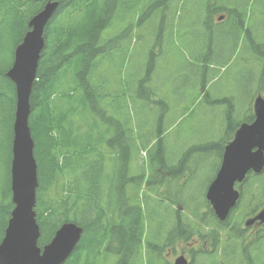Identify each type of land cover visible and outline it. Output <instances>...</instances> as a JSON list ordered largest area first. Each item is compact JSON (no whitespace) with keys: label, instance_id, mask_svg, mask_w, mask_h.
<instances>
[{"label":"trees","instance_id":"trees-1","mask_svg":"<svg viewBox=\"0 0 264 264\" xmlns=\"http://www.w3.org/2000/svg\"><path fill=\"white\" fill-rule=\"evenodd\" d=\"M57 1L59 7L46 27L45 48L30 99V128L39 179L35 208L41 230L39 245L43 248L64 223L74 222L83 227L84 235L65 264H98L101 256L106 263L108 255L117 257L115 264H137L144 244L150 258L151 237L146 236V228L152 222L154 225L156 216L160 217L157 210L181 206L197 219L200 210L190 208L210 204L205 196L203 200L190 199L182 192L195 173L187 167L185 157L171 164L160 127L156 135H143L136 141L121 105L126 93L109 91L107 76L99 73L107 62H114L112 50L117 42L124 38L133 42L135 30L146 17L162 15V37L167 30L173 48L176 39L189 44L186 46L191 57L203 72V85L216 70L213 64H223L230 58L219 60L218 50L230 48L235 52L243 45L250 53L246 61L253 63L251 84H257L260 91L264 82V31L262 35L254 34L249 20L254 17L250 5L257 2L264 6V0ZM46 2L0 0V243L14 209L11 162L17 97L7 72L16 48L30 30V20ZM168 9L174 22L165 29ZM221 12H226L228 19L219 22L216 17ZM255 15L264 17V9ZM182 16H187L189 22L185 35L177 33L180 28L175 22ZM122 23L125 25L121 27ZM117 25L121 27L118 35L106 38L105 33ZM156 41L162 47L157 33ZM156 50L153 47L148 54L147 75L143 73L137 80L138 96L146 91L157 57L165 59L166 54L159 56ZM130 52L126 49L125 59ZM253 119L251 116L246 121ZM232 122L230 116L223 143L231 141L239 128L238 122ZM141 150L148 153L147 165L134 173L133 159ZM188 170L191 174L185 179L183 174ZM157 185L166 187V192L154 196ZM165 213L170 220L175 218L169 209ZM213 222L218 225L217 219ZM253 249L258 258L249 259L250 264H264L263 245L254 244ZM232 256L224 252L223 262L236 264ZM147 262L150 264V259Z\"/></svg>","mask_w":264,"mask_h":264},{"label":"rangeland","instance_id":"rangeland-1","mask_svg":"<svg viewBox=\"0 0 264 264\" xmlns=\"http://www.w3.org/2000/svg\"><path fill=\"white\" fill-rule=\"evenodd\" d=\"M250 9L254 17L249 20V25L254 34L262 35L264 17L263 15L257 17L255 14L264 9V6H258L257 2H253ZM165 13L167 15L164 17L163 27L170 29L174 22L171 9ZM220 16H224V20L228 19L226 12L217 15V21ZM162 19V15L158 18L146 17L135 30L136 40H132L133 42L130 43L129 38H124L121 39V43L117 42L115 49L112 50L114 62H107L102 68L103 72L99 74L107 76L109 91L118 90L126 93L121 105L127 125L136 134V141H139L140 136L143 137V135L151 133L156 135L160 127L166 138L167 156L171 160V164L185 157L188 162L187 167L195 173L190 183L183 185L182 192L190 199L203 200L221 166L222 145L227 144L223 143L226 137L225 132L227 133L224 116L226 119L228 112L233 111L232 121L238 120L244 116L245 112L251 110L255 99L253 96L251 100L252 91L249 87L254 76L253 63L246 61L250 53L244 50L243 45H240L235 52L230 48L218 50L219 60L230 58L223 64L214 63L212 67L216 70L215 72L210 70L212 75L203 85V72L198 69V62L191 57L186 46L189 44L185 45L181 39H176L173 48L170 36L167 37V30L164 31L163 37L161 35ZM175 22L180 28L177 33L185 35L189 23L187 16L177 18ZM123 25L125 24L122 23L120 26ZM120 26L117 25L115 30L106 32L105 37L117 36L121 30ZM156 33L157 38L162 41V47L156 41ZM153 47L154 50L160 51L159 56L162 55V52L166 56L165 59L163 56L157 57L158 62L155 64L154 72H151L149 76L150 82L146 83V91L144 95L138 96L137 80L143 73L147 75V58ZM126 49L131 50V54L127 56L128 59L126 58L127 61L124 58ZM174 75L177 76L175 79H173ZM154 90L158 92V95H153ZM254 91H256L255 87ZM162 115L164 117L161 122ZM147 161L148 153L141 150L138 156L133 159L134 173L138 172L142 165H147ZM144 162L145 164H143ZM173 166L176 168L177 165ZM184 173H187L189 177L191 171ZM156 188V192H152L154 196L163 194L167 190L166 187L159 185ZM161 210H157V212L160 218H165V210ZM155 212L156 210L152 212V217L155 216ZM157 225L153 226L152 222L150 226H147V237H151ZM108 259L105 263L104 256H101L97 261L98 264H115L117 261L114 255H108ZM146 259L148 260L149 257L148 254L146 255L144 245L137 264H148Z\"/></svg>","mask_w":264,"mask_h":264},{"label":"water","instance_id":"water-1","mask_svg":"<svg viewBox=\"0 0 264 264\" xmlns=\"http://www.w3.org/2000/svg\"><path fill=\"white\" fill-rule=\"evenodd\" d=\"M58 7L57 0H48L43 10L30 20V30L16 48L14 62L7 72V77L15 84L17 97L11 162L14 209L0 243V264H65L84 234L83 227L67 222L56 231L50 243L43 248L39 246L41 230L35 211L39 179L30 128V99L45 48L46 27ZM254 113L255 120L243 124L225 148L221 168L207 190L206 198L221 220L226 219L240 197L235 184L244 181L250 171L258 174L264 168L262 96L255 100ZM263 216L264 213L260 217ZM176 264L187 262L179 259Z\"/></svg>","mask_w":264,"mask_h":264},{"label":"flooded vegetation","instance_id":"flooded-vegetation-1","mask_svg":"<svg viewBox=\"0 0 264 264\" xmlns=\"http://www.w3.org/2000/svg\"><path fill=\"white\" fill-rule=\"evenodd\" d=\"M254 87L256 91L253 92L254 88L251 91L255 99L264 97V82L260 84V91L257 84ZM250 112L254 113L253 105ZM187 176L183 174L185 179ZM235 187L240 199L225 221H220L211 206H192L190 209L200 210L197 219L183 207H168L175 214L172 221L168 216H156L154 224L158 225L149 242L150 264H176L179 259L187 264H225L224 252L231 253L236 264H250L249 259H257L254 244L261 243L264 248V216L260 217L264 213V168L258 174L250 171ZM164 209L168 210L167 207ZM213 219L218 220V225Z\"/></svg>","mask_w":264,"mask_h":264},{"label":"bare ground","instance_id":"bare-ground-1","mask_svg":"<svg viewBox=\"0 0 264 264\" xmlns=\"http://www.w3.org/2000/svg\"><path fill=\"white\" fill-rule=\"evenodd\" d=\"M61 9V8H60ZM40 63V62H39Z\"/></svg>","mask_w":264,"mask_h":264}]
</instances>
